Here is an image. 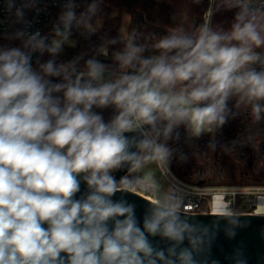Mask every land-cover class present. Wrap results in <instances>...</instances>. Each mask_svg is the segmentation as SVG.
<instances>
[{
  "label": "clouds",
  "instance_id": "9594fccd",
  "mask_svg": "<svg viewBox=\"0 0 264 264\" xmlns=\"http://www.w3.org/2000/svg\"><path fill=\"white\" fill-rule=\"evenodd\" d=\"M102 2L63 0L49 35L25 18L37 0H0L23 25L0 45V264H195L207 229L171 196L138 217L126 195L155 185L133 174L165 168L181 127L226 124L233 100L264 118V0H209L199 25L133 30L59 60L74 31L95 34ZM221 10L227 29L212 23Z\"/></svg>",
  "mask_w": 264,
  "mask_h": 264
},
{
  "label": "trees",
  "instance_id": "16d2710c",
  "mask_svg": "<svg viewBox=\"0 0 264 264\" xmlns=\"http://www.w3.org/2000/svg\"><path fill=\"white\" fill-rule=\"evenodd\" d=\"M106 2L111 3L116 10L106 7L103 3L101 4V12L94 20V23L98 19L103 20L101 29L91 36L81 35L80 31H74L72 40L76 44L74 46H65L59 56V60L68 61L80 54H85V58H87L104 42L105 38L121 37V16L123 13L130 15L128 33L133 30H139L142 33H163L179 24H183L185 27L193 24L199 25L208 5L206 0H201L200 3H195L194 0H106ZM116 11L121 16H112ZM232 16L233 13L231 12L229 19H221L219 24H214L212 21L213 26L220 25L225 29L228 28V22ZM53 23L47 32L51 30ZM18 28H21L19 23L9 33L1 35L0 45L15 43V41L9 40L8 37ZM119 47H121L119 44L111 46L109 56L107 58L101 57V59H106L110 62L111 52ZM235 103V100L230 102L235 115H230L226 124L207 130L198 137L191 136L181 127L178 130L179 138L169 141L170 147L173 151L180 149L187 153L190 148L202 149L210 147L216 142H221L225 144L229 151L242 158L241 150L245 145L257 144L258 160L264 163V118L256 121L251 115L250 107L243 104L234 107ZM109 115L110 112H105V118H108ZM173 159L174 156L169 162L171 167L178 175L184 177L176 170Z\"/></svg>",
  "mask_w": 264,
  "mask_h": 264
},
{
  "label": "built area",
  "instance_id": "2783aa9c",
  "mask_svg": "<svg viewBox=\"0 0 264 264\" xmlns=\"http://www.w3.org/2000/svg\"><path fill=\"white\" fill-rule=\"evenodd\" d=\"M78 2L82 8L87 0ZM62 3L63 0H37L36 7L28 11L25 17L31 29H39L47 34V30L62 10ZM16 24L15 17L0 5V36L9 33ZM155 168V174L148 175L155 188L135 193L153 200L163 196L166 189L167 196L174 198L179 204L178 211L183 213L216 214L224 206H227L231 215L255 213L259 204L264 202V184H198L178 175L170 163L165 168L156 164ZM137 174L142 175L141 172L134 175Z\"/></svg>",
  "mask_w": 264,
  "mask_h": 264
},
{
  "label": "water",
  "instance_id": "95a60500",
  "mask_svg": "<svg viewBox=\"0 0 264 264\" xmlns=\"http://www.w3.org/2000/svg\"><path fill=\"white\" fill-rule=\"evenodd\" d=\"M124 174L117 173V177ZM204 183L198 181V184ZM116 195L119 197L121 193ZM126 198L136 204L138 217L151 201L137 193H128ZM178 212L189 222L207 229L198 233L202 243L193 252L195 264H264V215L240 213L226 217ZM153 243L158 248L168 247V242L162 239Z\"/></svg>",
  "mask_w": 264,
  "mask_h": 264
},
{
  "label": "rangeland",
  "instance_id": "374dc122",
  "mask_svg": "<svg viewBox=\"0 0 264 264\" xmlns=\"http://www.w3.org/2000/svg\"><path fill=\"white\" fill-rule=\"evenodd\" d=\"M206 2L208 4L207 5L208 7L209 6L208 0H206ZM102 3L106 7L111 8L112 10H116V8H114L111 3L106 2V0H103ZM118 15L121 16L120 14L117 13V11L112 14V16L114 17H117ZM230 16H231V12H225L221 10L217 12L216 15L213 17V22L214 24L215 23L219 24L221 23V19L228 20ZM231 22H232V18L228 22V27H230ZM94 24L96 25L98 31L102 27L103 20L98 19ZM121 24H122V28L120 31V35L121 37H123L128 34V29L130 24L129 14L123 13V15L121 16ZM47 33L51 34V30L48 31ZM44 59H47V56H45ZM241 151H242V158L240 156H237L235 153L229 151L226 148L225 144L221 142H216L212 146L202 149L190 148L187 151V153L183 152V150L176 149L173 151V156H174L173 161L176 166V170L184 177H186V169L189 166L193 167L194 170L198 172L200 167H204V168L207 167L208 169L210 168L218 169V167L220 166L223 167L227 166L228 168H232L233 167L232 165L235 164L238 167L245 169H248L249 167H253L257 173L264 172V163L258 160L257 144L245 145ZM155 167H156L155 163L149 164L141 171V174L144 176H148V175L153 176L156 172ZM233 169L234 168H232L231 170ZM163 196H167L166 189H164Z\"/></svg>",
  "mask_w": 264,
  "mask_h": 264
},
{
  "label": "flooded vegetation",
  "instance_id": "af4514ba",
  "mask_svg": "<svg viewBox=\"0 0 264 264\" xmlns=\"http://www.w3.org/2000/svg\"><path fill=\"white\" fill-rule=\"evenodd\" d=\"M231 166V165H230ZM234 168L220 166L217 168L200 167L199 171H195L189 166L186 169V178L193 182L205 181L212 184H264V172L257 173L253 167L248 169L240 168L237 165H232Z\"/></svg>",
  "mask_w": 264,
  "mask_h": 264
},
{
  "label": "bare ground",
  "instance_id": "6f19581e",
  "mask_svg": "<svg viewBox=\"0 0 264 264\" xmlns=\"http://www.w3.org/2000/svg\"><path fill=\"white\" fill-rule=\"evenodd\" d=\"M256 214H261L264 215V202H262L261 204H259V206L257 207Z\"/></svg>",
  "mask_w": 264,
  "mask_h": 264
}]
</instances>
